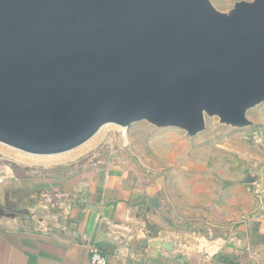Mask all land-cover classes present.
<instances>
[{
  "label": "water",
  "instance_id": "95a60500",
  "mask_svg": "<svg viewBox=\"0 0 264 264\" xmlns=\"http://www.w3.org/2000/svg\"><path fill=\"white\" fill-rule=\"evenodd\" d=\"M263 101L264 0L229 13L211 0H0V141L16 149L60 154L110 123L241 127Z\"/></svg>",
  "mask_w": 264,
  "mask_h": 264
},
{
  "label": "crops",
  "instance_id": "0c3cea01",
  "mask_svg": "<svg viewBox=\"0 0 264 264\" xmlns=\"http://www.w3.org/2000/svg\"><path fill=\"white\" fill-rule=\"evenodd\" d=\"M151 138L129 134L93 159L72 149L54 162L0 163V264H91L102 232L115 242L109 264H264V214L245 217L235 187L218 203L191 199L190 157L179 173L171 143ZM198 141L187 140L191 157Z\"/></svg>",
  "mask_w": 264,
  "mask_h": 264
},
{
  "label": "rangeland",
  "instance_id": "374dc122",
  "mask_svg": "<svg viewBox=\"0 0 264 264\" xmlns=\"http://www.w3.org/2000/svg\"><path fill=\"white\" fill-rule=\"evenodd\" d=\"M238 1L241 0H211L218 10L227 13ZM247 115L251 124L241 127L222 123L218 116L206 115L205 129L193 136L182 128L158 127L147 120L134 122L125 134H135L136 139L143 145H146L144 140L147 136L165 138L171 146L168 147L167 152L165 149L163 153L170 154L171 160L175 162L174 168L179 173L190 157V176L184 178V182L191 186L186 188L187 191L191 192L190 190L193 189L198 191L197 195H190L191 199L218 203L230 194L229 188L235 187L238 209L242 210L248 206L249 212L244 216L253 217L258 213L264 214V101L250 108ZM123 133L120 126L106 124L94 134L90 141L72 150L70 154L83 152L93 159L104 151L105 143L110 140L114 142L118 134ZM191 138L199 140L197 146L200 148L201 156L191 157V153L187 151V140ZM55 158L58 157L54 154L31 155L0 142V163L42 164L54 162ZM181 159L186 161L183 162ZM190 179L195 183L193 184ZM239 222L241 220H235L231 225L235 226Z\"/></svg>",
  "mask_w": 264,
  "mask_h": 264
},
{
  "label": "built area",
  "instance_id": "2783aa9c",
  "mask_svg": "<svg viewBox=\"0 0 264 264\" xmlns=\"http://www.w3.org/2000/svg\"><path fill=\"white\" fill-rule=\"evenodd\" d=\"M117 126H120L124 133L118 134V136L116 137L114 142L120 143L123 145L125 143V140L129 136V134H125L129 127H125V126H121V125H117ZM114 142L112 140H110L108 143H105L103 146H106V147H108L109 145L111 146ZM23 152H25V151H23ZM28 154L37 155V154H32V153H28ZM90 260H91V264H109L108 255L105 253V251H103L101 248H99V246L96 244H93V246L91 247Z\"/></svg>",
  "mask_w": 264,
  "mask_h": 264
},
{
  "label": "bare ground",
  "instance_id": "6f19581e",
  "mask_svg": "<svg viewBox=\"0 0 264 264\" xmlns=\"http://www.w3.org/2000/svg\"><path fill=\"white\" fill-rule=\"evenodd\" d=\"M1 142V141H0Z\"/></svg>",
  "mask_w": 264,
  "mask_h": 264
}]
</instances>
